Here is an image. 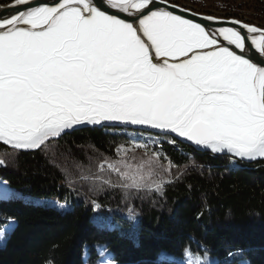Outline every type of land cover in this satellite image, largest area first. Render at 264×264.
<instances>
[{"label":"water","instance_id":"1","mask_svg":"<svg viewBox=\"0 0 264 264\" xmlns=\"http://www.w3.org/2000/svg\"><path fill=\"white\" fill-rule=\"evenodd\" d=\"M107 127L264 159V29L166 0L0 4V142Z\"/></svg>","mask_w":264,"mask_h":264},{"label":"trees","instance_id":"2","mask_svg":"<svg viewBox=\"0 0 264 264\" xmlns=\"http://www.w3.org/2000/svg\"><path fill=\"white\" fill-rule=\"evenodd\" d=\"M121 155L147 162L126 176ZM239 162L125 128L78 129L30 150L0 142V182L20 194L0 197V230L12 222L0 264H93L95 243L117 264H264V159L242 162L259 175L254 187ZM48 198L67 209L36 202ZM190 207L202 237L175 230Z\"/></svg>","mask_w":264,"mask_h":264},{"label":"rangeland","instance_id":"3","mask_svg":"<svg viewBox=\"0 0 264 264\" xmlns=\"http://www.w3.org/2000/svg\"><path fill=\"white\" fill-rule=\"evenodd\" d=\"M170 3L176 4L180 7L189 9L193 12L205 14V15H212L215 17H222V18H235L237 20H240L242 22L252 24L255 26H258L260 28L264 29V0H166ZM2 4V3H0ZM123 129V128H122ZM134 146V152L145 155L143 151V147L141 144L133 145ZM119 158H121L118 162H121L125 167L124 169V175H133V177H136L138 175L139 171L143 167V165L146 164V160L140 162H136L137 166H134L131 161L122 159L123 156L121 155ZM241 167L238 168L237 172L239 175V178L248 186L254 187L256 184V181L258 179L259 175L253 176L248 172L247 167L244 166L242 162H239ZM249 164V163H246ZM142 167H141V166ZM10 195H20L18 193H15V191H8V186L4 182H0V197H7ZM30 199V198H29ZM38 203H42L44 205H51L58 209H67V204L58 200V199H38L36 200ZM193 207H190L186 209L185 211L179 212V218L177 221V224L175 226V230H178L179 228L182 230H186L187 232L202 237L204 234V231L201 227L200 222L194 221L192 219L193 215ZM11 223H8L4 225L0 230V245L3 244L7 233L9 232L11 228ZM205 229V228H204ZM95 248L98 252V257L95 260L93 264H117L112 261L110 258V252L106 248V246L102 243H95Z\"/></svg>","mask_w":264,"mask_h":264}]
</instances>
